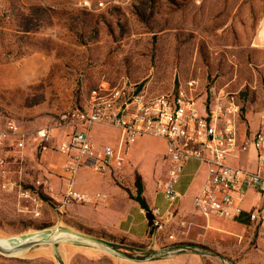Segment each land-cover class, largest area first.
<instances>
[{"label": "rangeland", "instance_id": "374dc122", "mask_svg": "<svg viewBox=\"0 0 264 264\" xmlns=\"http://www.w3.org/2000/svg\"><path fill=\"white\" fill-rule=\"evenodd\" d=\"M125 81L150 94L195 82L198 107L215 86L235 97L241 118L262 113L264 0H0V119L56 129L61 115L84 106L92 88ZM100 127L102 134L93 137L98 145L118 135L113 127ZM139 138L136 164L111 174L131 202L136 182L145 193L140 171L149 172L155 192L165 179L163 142ZM37 155L26 165L30 177L22 176V186L43 179ZM101 196L97 203L64 204L53 187L52 197L41 194V214L34 216L15 189L0 192V264H150L133 255L137 249L128 254L117 248L145 244L107 231L99 219L107 211ZM130 215L137 224L132 210ZM155 229L149 225L151 233ZM187 232L182 254L167 264H199L190 252L230 260L227 246ZM111 240L119 254L107 248ZM173 242L167 238L165 248Z\"/></svg>", "mask_w": 264, "mask_h": 264}, {"label": "built area", "instance_id": "2783aa9c", "mask_svg": "<svg viewBox=\"0 0 264 264\" xmlns=\"http://www.w3.org/2000/svg\"><path fill=\"white\" fill-rule=\"evenodd\" d=\"M194 85L195 82H188L150 94L126 81L116 85L101 82L89 91L83 107L61 115L58 127L69 129L56 146L64 157L62 176L67 181L62 202H100V194L89 195L74 188L78 169L85 167L98 174H112L121 170L130 146L139 137H158L166 143L167 169L157 192L166 200L169 213H174L176 207L175 185L183 165L195 159L207 168L204 184L192 200L196 213L206 219H220L225 234H232L231 223L240 222L244 216L246 222L240 223L236 239L241 241L245 234L251 233L253 243H264V206L245 210L240 205L248 189L264 191V114L258 130L241 137V108L235 97L213 86L198 107ZM97 125L116 128L119 137L113 144H96L90 131ZM53 129L43 127L32 134L42 146L50 142ZM26 136L12 119L6 118L0 126V192L15 189L18 199L29 202L30 212L39 216L43 204L40 196H51L50 185L45 180H36L22 186V175L11 168L12 163L21 162ZM249 149L257 153L255 171L230 164ZM150 214L151 226L159 227L160 209L153 208ZM168 239H173L172 234Z\"/></svg>", "mask_w": 264, "mask_h": 264}, {"label": "crops", "instance_id": "0c3cea01", "mask_svg": "<svg viewBox=\"0 0 264 264\" xmlns=\"http://www.w3.org/2000/svg\"><path fill=\"white\" fill-rule=\"evenodd\" d=\"M263 114L264 109L262 113L251 111L244 116L246 120L242 118V124L240 125L241 137L251 135L258 130L260 119ZM5 120L4 118L0 119V126L3 125ZM18 124L19 128L27 133V136L25 138V148L23 150L22 159L20 160L21 162L18 164L12 163L11 168L16 171V174L20 173L25 179H27L26 176L30 177L29 174H25V168L26 165L31 164L28 161L32 159L35 151V153H38L37 158L44 172L43 179L41 180L47 181L50 185L51 197L53 187L63 192L67 184V181L62 176L64 157L56 151V146L58 141L62 138V134L66 133L69 129L66 127L53 129L50 142L41 146L40 142L32 134L35 130L27 129L24 125ZM100 126L102 125L94 126L91 129L90 137L92 140L93 137H99L102 134ZM116 131L118 135L107 143L113 144L117 140L120 133L119 130L116 129ZM154 138L163 142V156H160L161 159L159 158V162L163 174L165 175L167 169L166 143L161 138ZM141 139L142 138L137 139L130 146L121 170L115 171L112 174L115 175V173L121 172L125 164L130 163L132 167L136 164L134 160L138 161L137 154ZM230 164L233 167H239L253 172L257 166V153L253 149L241 152L236 158L230 161ZM131 166H128L127 169H130ZM206 172V166L200 164L195 159H189L184 163L181 176L175 185V192L177 194L175 202L176 207L174 213L171 214L169 213L167 202L164 197L153 190L149 172L140 171V176L145 183V193H142V196L149 210L152 211L153 208H159L161 212V218L159 219L160 225L152 233L148 230L149 225L145 211L139 207L135 200L131 202L129 195L115 184L111 174L98 175L94 174L92 170L90 171V169L82 167L78 169L73 185L74 188L80 192L87 194L100 193V195H104V203L107 205V211L99 216V219L106 222L105 227L110 234L125 237L127 241L132 243H144L145 246L141 248L122 244L117 247L128 254H131L132 250L134 251V249H137L133 252V255L139 256L143 262L148 261L150 264H167L172 261H167V259H172L182 254H178L182 249V246L179 244L185 241L181 235H184L188 231L191 232L193 236H198L205 242L206 239H208V241L210 239H215L217 244L227 246L224 250L231 253L230 260H222L220 262L218 260H213L207 254L190 252V256L199 259V264L203 261L206 264H264V243H253L251 233L245 234L241 241H238L235 237L239 233L240 223L246 222L244 216L240 218V222L231 223L232 234H225L223 233L224 226L220 219L214 217L206 219L194 210L192 200L201 190L206 178ZM88 176L93 177L88 181ZM240 205L245 210L264 206V191H257L252 188L248 189ZM131 210L138 219L137 224L134 222V216L130 215ZM165 232H169L167 238L169 235L174 234L172 235L173 239H175V242H173L175 245L173 247L165 248L167 245ZM76 237H80L82 242L86 243V241H88L84 237ZM88 238L94 242L96 241L91 235ZM198 241H200V239H198ZM108 242L109 245H107V248L111 247L110 244L116 243L112 240ZM111 250L119 254V250Z\"/></svg>", "mask_w": 264, "mask_h": 264}, {"label": "trees", "instance_id": "16d2710c", "mask_svg": "<svg viewBox=\"0 0 264 264\" xmlns=\"http://www.w3.org/2000/svg\"><path fill=\"white\" fill-rule=\"evenodd\" d=\"M134 200L138 203L139 207L145 211L148 225H151L152 215L150 214V210L142 196V187L139 182H136V196L134 197Z\"/></svg>", "mask_w": 264, "mask_h": 264}]
</instances>
